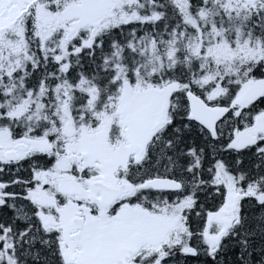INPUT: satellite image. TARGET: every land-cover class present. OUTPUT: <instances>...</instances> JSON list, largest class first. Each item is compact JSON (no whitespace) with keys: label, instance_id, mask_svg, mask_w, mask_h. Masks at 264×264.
I'll return each instance as SVG.
<instances>
[{"label":"snow or ice","instance_id":"1","mask_svg":"<svg viewBox=\"0 0 264 264\" xmlns=\"http://www.w3.org/2000/svg\"><path fill=\"white\" fill-rule=\"evenodd\" d=\"M0 264H264V0H0Z\"/></svg>","mask_w":264,"mask_h":264}]
</instances>
